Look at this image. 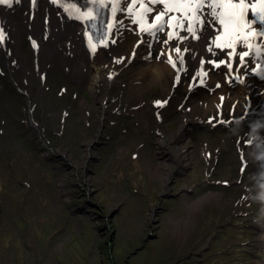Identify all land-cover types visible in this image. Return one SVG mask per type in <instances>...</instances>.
<instances>
[{
  "label": "rangeland",
  "instance_id": "obj_1",
  "mask_svg": "<svg viewBox=\"0 0 264 264\" xmlns=\"http://www.w3.org/2000/svg\"><path fill=\"white\" fill-rule=\"evenodd\" d=\"M120 25L119 38L134 44V29ZM132 60L115 74L105 115L87 76L79 83L63 66H48L46 96L29 101L0 64V264H264V112L211 127L207 116L217 117L210 108L163 152L158 138L171 137L193 102L213 103L210 87L217 82L221 92L225 73L206 74L210 86L186 96L190 75L175 84L173 77L171 91L149 84L126 101L139 67ZM242 69L251 84L264 85V70ZM228 90L219 115L237 118L240 103L235 114L238 99ZM158 97L166 106L154 105ZM190 139L195 159L176 160L170 149Z\"/></svg>",
  "mask_w": 264,
  "mask_h": 264
},
{
  "label": "bare ground",
  "instance_id": "obj_2",
  "mask_svg": "<svg viewBox=\"0 0 264 264\" xmlns=\"http://www.w3.org/2000/svg\"><path fill=\"white\" fill-rule=\"evenodd\" d=\"M222 2L234 5L232 16L223 15ZM170 3H172L171 6H169ZM123 4H125V8L132 12L143 13L142 18L145 19V26L151 25L154 21V9L157 8L160 11L159 13L163 15L162 17L166 18V24L173 29L174 34L181 42L188 40L190 34H195V31L205 24L206 17L211 19L210 22L215 32H224V36L218 39L213 47L212 42L210 44L196 41L190 42V48H182V52H179L178 55L174 50H171L168 55L172 57L175 53L177 64L184 59L185 54L188 56L187 63L176 69L169 66H172V62L175 63L174 59L169 60L164 55L160 59H154L150 56L142 57L141 50L145 46L144 43L138 44L135 47L137 52H135L132 61L136 60L139 67L136 74L129 79L126 101L133 94L141 96L149 84L159 85L162 91H171L170 80L172 81L173 77L189 74V70L192 66H197L198 59L201 56H212L213 52L219 54L222 52L220 47L222 43L238 35L244 39L245 50L249 49L251 52L260 53V57L264 59V0H116L115 9L118 13L114 16L111 30L114 29V23L117 25L120 23L116 19L121 18V7L119 5L122 6ZM164 4H166L164 9L167 11L165 13L158 8L159 5ZM182 9L185 11H182ZM169 14H171V17L168 18L167 15ZM221 19L224 20L223 24L220 22ZM239 24L241 25L240 30L237 31V35H234L235 28ZM230 29L233 32H230ZM209 30L210 27L208 26L203 31V42H209L211 36ZM84 34L85 28L80 17L67 16L51 0H14L11 4H0V64L6 67V73H9L15 86L26 93L28 100L31 97L42 99L46 96L42 87L41 76L45 73V70H48V66L50 68L52 65H61L67 67L69 69L68 76L79 83L87 76L90 92L95 99L100 100L102 107L100 114L105 115L103 100L113 97L116 82V77L112 75V79L108 77V73L113 66V57L122 55L130 47L127 52L129 54L133 42L129 43L126 37L125 39L116 38V44L108 49L95 46L92 50H89L84 43ZM114 37L116 36L113 35L112 38ZM24 41H27L28 44L26 51L23 50ZM104 42L101 41V43ZM208 44H210V49H207ZM89 52L93 53L92 57ZM223 52L225 53V50ZM232 52L235 55L237 54V51ZM211 61L215 63L213 59ZM249 63L250 60H247L243 62V65L250 66ZM119 65L115 64L114 69H120ZM255 65H258V63L256 62ZM187 66L189 68L185 71ZM81 73L84 77L81 76ZM214 74L216 75V73ZM233 76L235 78L241 77L237 73H234ZM48 79L46 78L47 81ZM253 79L248 73L245 79L240 80L241 85L229 88L230 90L223 85L221 92V89L215 90L213 98L216 99L220 93L228 90L233 98H239L240 94L245 93L244 103H246L248 94L254 102L258 101L263 104L264 94L262 93L264 89L258 86L257 82L251 84ZM196 81L198 80L195 77L193 85H197ZM210 81H212L211 78ZM35 83L38 84L37 87L33 85ZM191 89L187 84L185 95L191 92ZM200 104L193 102L190 112L186 109L180 111V124L171 134V137L160 136L158 138V147L163 152H166L168 144L172 140L178 142L183 138L186 139V136L181 137V135H185V129L189 126L188 124L195 114H207L209 109L213 107L212 102L206 104V106ZM262 108L263 106H261ZM194 124L195 121L193 120L190 126L192 127ZM184 127L186 128L183 130ZM191 145L193 144L190 139L178 145L177 148H171L173 157L176 160L188 158L191 162L195 159V153L193 150L191 152L189 148ZM183 146H186V149L188 148L186 153H184ZM158 174L161 173L158 171H155V174L153 173V175Z\"/></svg>",
  "mask_w": 264,
  "mask_h": 264
},
{
  "label": "snow or ice",
  "instance_id": "obj_3",
  "mask_svg": "<svg viewBox=\"0 0 264 264\" xmlns=\"http://www.w3.org/2000/svg\"><path fill=\"white\" fill-rule=\"evenodd\" d=\"M10 2H11V0H0V3H10ZM220 22L223 24L224 23V20L221 19Z\"/></svg>",
  "mask_w": 264,
  "mask_h": 264
},
{
  "label": "clouds",
  "instance_id": "obj_4",
  "mask_svg": "<svg viewBox=\"0 0 264 264\" xmlns=\"http://www.w3.org/2000/svg\"><path fill=\"white\" fill-rule=\"evenodd\" d=\"M250 237H252V236H250Z\"/></svg>",
  "mask_w": 264,
  "mask_h": 264
},
{
  "label": "flooded vegetation",
  "instance_id": "obj_5",
  "mask_svg": "<svg viewBox=\"0 0 264 264\" xmlns=\"http://www.w3.org/2000/svg\"><path fill=\"white\" fill-rule=\"evenodd\" d=\"M114 214V213H113Z\"/></svg>",
  "mask_w": 264,
  "mask_h": 264
}]
</instances>
